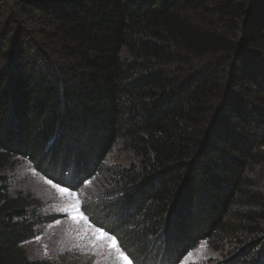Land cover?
Returning a JSON list of instances; mask_svg holds the SVG:
<instances>
[{"label": "trees", "instance_id": "obj_1", "mask_svg": "<svg viewBox=\"0 0 264 264\" xmlns=\"http://www.w3.org/2000/svg\"><path fill=\"white\" fill-rule=\"evenodd\" d=\"M16 159L99 180L92 222L132 264L201 243L264 264V0H0V264H59L23 248L39 203L7 190Z\"/></svg>", "mask_w": 264, "mask_h": 264}, {"label": "rangeland", "instance_id": "obj_2", "mask_svg": "<svg viewBox=\"0 0 264 264\" xmlns=\"http://www.w3.org/2000/svg\"><path fill=\"white\" fill-rule=\"evenodd\" d=\"M128 162L129 157L117 151L107 159L108 165L126 166ZM4 172L2 176L11 195H32L39 203L36 210L39 226L34 236L23 243L29 260L59 264H121L115 251L108 247L110 242L97 240L87 224L74 221L69 213L64 211V208L78 200L88 223L92 224L93 228L97 227L90 214L93 202L103 189L99 180L92 179L75 191L66 187L76 194L69 197L57 190L62 186L35 171L28 161L16 159ZM249 179L255 184L253 191L259 195L264 194V167L256 168ZM220 259L217 252L201 243L187 255L184 264H212Z\"/></svg>", "mask_w": 264, "mask_h": 264}, {"label": "snow or ice", "instance_id": "obj_3", "mask_svg": "<svg viewBox=\"0 0 264 264\" xmlns=\"http://www.w3.org/2000/svg\"><path fill=\"white\" fill-rule=\"evenodd\" d=\"M53 187H57L56 185H53ZM57 190L62 194H67L69 197H74L76 194L74 192L69 191L67 188L64 187H58ZM64 211L68 212L70 217L76 221H83L85 224L88 225L89 228L92 229L93 234L96 236V239L104 242H110L108 244V247L115 251L117 255V259L121 262V264H132V260L130 257L121 249L119 246L116 238L112 235H109L106 233L101 227H95L93 228L92 224L88 223V218L81 212L80 208V202L77 200L76 202L70 204L66 208H64Z\"/></svg>", "mask_w": 264, "mask_h": 264}]
</instances>
